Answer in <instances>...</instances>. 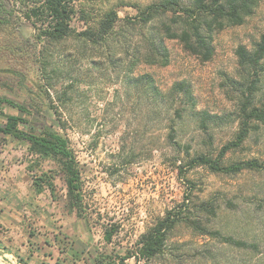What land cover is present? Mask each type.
Here are the masks:
<instances>
[{"label": "rangeland", "instance_id": "obj_1", "mask_svg": "<svg viewBox=\"0 0 264 264\" xmlns=\"http://www.w3.org/2000/svg\"><path fill=\"white\" fill-rule=\"evenodd\" d=\"M158 1L98 0L96 10L121 2L147 6ZM119 14L121 18L128 14L134 17L135 11L126 7L120 9ZM22 22L19 28H11L12 31H0V96L20 104L28 98V90L38 92L36 30L28 20ZM73 26L82 30L84 25L77 19ZM263 31L264 2L246 24L217 33L216 54L207 63L186 52L177 41H168V66L141 63L133 67V49L140 31L128 36L126 47L130 46L129 49L122 46L123 39L116 38L108 47L99 49L84 47L75 38L53 46L49 60L61 71L56 79L57 88H67L71 98L66 107L56 100L54 104L67 118V134L83 167L87 216L71 212L66 206V184L61 173L55 179L57 200L52 199L49 191L36 196L32 182L38 170L30 171L33 164L27 144L1 137L0 228L5 233L3 239L20 247L28 235H36V239L50 241L56 253L66 251V258L72 264H96L99 253L108 254L116 264H122L121 258L126 256L127 250H134L141 234L163 217L168 208L182 200L188 185L172 164L175 153L168 138L171 129L177 132L176 141L190 145L192 152L218 153L235 140L239 128V94L228 80L240 79L238 47L244 45L252 49ZM10 37L20 43L21 55L9 54L6 45ZM15 69L23 72L21 80L15 78ZM144 75L152 76L161 97H156L150 88L135 87L129 82V78ZM179 83L190 87L191 100L184 91L175 89ZM53 96L56 98L55 92ZM179 109L182 117L177 115ZM203 112L217 116L209 122L208 130L201 127ZM6 115L31 119L37 128L57 123L52 111L30 118L8 105H0V124L6 122ZM151 147L156 148L152 156L147 150ZM132 152L137 163L127 166L124 159ZM255 158L264 161V125L254 130L241 148L227 155L228 163ZM43 168L56 170L57 164L47 161ZM188 177L196 184V194L219 206V215L214 220L217 228L250 241H260L264 247V170L218 175L200 167L192 170ZM108 224L121 226L113 244L104 240ZM175 240L186 241L188 248H195L206 239L181 228ZM207 241L222 264L228 261L258 264L246 252L214 240ZM0 264L18 262L15 255L6 252L5 256H0ZM124 264L137 263L130 259ZM154 264L169 263L160 259ZM190 264L198 262L192 260Z\"/></svg>", "mask_w": 264, "mask_h": 264}, {"label": "trees", "instance_id": "obj_2", "mask_svg": "<svg viewBox=\"0 0 264 264\" xmlns=\"http://www.w3.org/2000/svg\"><path fill=\"white\" fill-rule=\"evenodd\" d=\"M97 1L0 0V31L19 28L25 19L36 30L34 45L38 73L37 93L28 90L30 91L28 98L21 104L0 96V105H8L30 118L40 117L45 111H52L57 121L55 125L37 128L31 119L6 115V122L0 124V138L11 137L27 144L33 164L30 171L38 170V174L33 175L32 182L36 196L49 191L52 199L57 200L59 196L55 179L58 173H61L66 184V206L71 212L84 214L85 217L88 204L83 167L67 134V118L54 104L58 101L62 107H66L71 98L67 88L61 90L57 88L56 79L61 71L49 60L52 47L75 38L84 47L99 49L108 47L116 38L123 39L122 46L129 49L130 46L126 47L128 36L140 31L141 36L137 38L133 49V67L141 63L168 66L170 64L168 41H177L186 52L207 63L215 57L214 42L217 33L229 27L246 24L264 2V0H159L147 6L136 3L130 6L121 2L116 6L96 10ZM126 7H131L135 11L134 17L128 14L121 18L120 9ZM77 19L84 25L82 30L73 26ZM121 23L122 26H119ZM11 37L7 41V50L12 56H19L23 50L20 43ZM236 55L241 70L240 79L228 80L239 94V128L235 140L228 142L218 153L204 150L192 152L190 145L176 141L177 132L174 128L171 129L168 138L175 153L172 164L178 171V176L188 185L182 200L168 208L163 217L155 220L141 234L134 250H127L126 256L121 258L122 264L130 259H135L137 264L142 262L154 264L160 259H165L169 264H190L192 260L198 264H222L221 258L207 240H214L239 252H246L258 264L264 261L262 242L238 237L214 225V220L219 215V206L215 201L203 199L196 194V184L188 177L192 170L200 167L218 175H238L246 170H264V161L257 158L231 163L227 161L230 152L241 148L251 133L260 125H264V31L252 49L241 45ZM13 74L20 80L24 75L17 69L13 70ZM129 79L135 87L142 85L144 88H150L156 97L162 96L152 76L144 75ZM175 89L184 91L190 100L192 99L191 89L186 83L176 84ZM54 92L56 98L53 96ZM177 115L182 117L180 109L177 110ZM216 118L217 116L203 112L200 119L201 127L208 130L209 122ZM155 149V147L147 149L150 156ZM134 157L132 152L128 159H124L125 164L134 166L137 163ZM47 161L57 164V169L45 170L43 165ZM120 228V224L105 226L104 240L107 244H113ZM181 228H186L193 236L206 240L198 247L188 248V242L175 240V235ZM2 233L0 228V245ZM3 247L6 252L7 247L5 245ZM19 261L23 263L21 258ZM95 262L116 264L114 258L103 253L96 256ZM227 264L232 262L228 261Z\"/></svg>", "mask_w": 264, "mask_h": 264}, {"label": "crops", "instance_id": "obj_3", "mask_svg": "<svg viewBox=\"0 0 264 264\" xmlns=\"http://www.w3.org/2000/svg\"><path fill=\"white\" fill-rule=\"evenodd\" d=\"M3 231V230H2ZM4 231L1 235L2 244L0 245V253L2 255H6L7 253H11L15 255V258L18 264H72L69 258H66V251L57 252L54 250V246L50 241L44 240V238L36 239V235H28L26 241L20 245V247H16L11 243L12 241L7 239H3ZM33 237V238H32ZM7 247V251L3 246ZM14 249H12V247ZM52 249V250H51ZM1 255V256H2ZM20 258L23 260V263H20Z\"/></svg>", "mask_w": 264, "mask_h": 264}]
</instances>
